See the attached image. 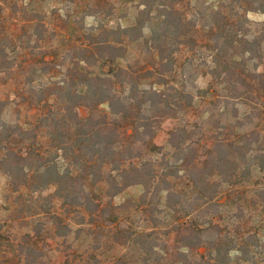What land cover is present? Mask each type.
I'll return each mask as SVG.
<instances>
[{"label":"trees","instance_id":"obj_1","mask_svg":"<svg viewBox=\"0 0 264 264\" xmlns=\"http://www.w3.org/2000/svg\"><path fill=\"white\" fill-rule=\"evenodd\" d=\"M181 1L141 0L142 8L134 25L90 35L89 44L80 49L79 59L67 63L64 77L51 85L37 86L25 75L26 67L45 73L51 66L49 61L41 57L40 61L23 66L26 77L23 102L40 112L34 124L25 126L19 119L10 121L5 117L10 100H0V170L8 176L13 191L26 188L42 193L53 189L45 196L40 209L49 216L61 237H67L72 227L60 213L51 211L50 206L56 199L61 201L66 213H75L77 223L87 221L99 227L95 250L99 248L103 230L108 227L111 241L139 245L143 252L139 264H230L234 249L244 259L250 258L248 240L240 243L232 240L231 243L229 234H222V227L208 218L221 211L216 197L224 182L237 180L246 168L251 171L254 164L259 166L257 161L250 163L257 160L258 155L249 157L253 149L246 130L227 138L215 134L211 152L203 165H198L202 128L200 125L190 127L187 119L194 95L169 79L175 71L176 54L181 46L194 48L197 44L188 26L191 24L194 28L198 22L188 20L178 9ZM248 1L256 3L254 9L264 13V0ZM39 20L42 27L37 24L31 34L36 36L37 42L46 36L45 25ZM211 30L215 42L211 50L229 52L224 62L215 58L217 66H223L232 77L228 82L233 90L246 92L250 83L235 70L234 62L240 59L230 53L233 42L229 43L221 27L212 26ZM5 39L7 37L0 35V72L10 71L16 63V59L9 56ZM121 39L124 41H118ZM125 39L145 44L152 59L149 66L128 65L107 73L81 66L84 60L90 64L92 60L115 62L124 57L128 51ZM248 43L251 46L241 51V59L247 52L251 54L254 44L264 45V28ZM260 83L264 84V73L260 74ZM50 97H53L52 102ZM80 107L88 113L82 116ZM167 118H174L176 124L167 142L158 145L154 139ZM127 126L132 129L131 138L125 148L118 149L117 142ZM215 176L218 181L213 179ZM183 177L192 185L190 196L173 189L171 179ZM101 183L106 184V204L95 195ZM132 185L143 186V202H148L150 196L158 199L160 193L165 192L171 208L179 204L189 216L196 214L204 219L201 225L186 220L165 229L164 236L173 233L177 248L172 263L165 262L160 251L166 250L167 244L157 232L160 220L156 216L157 204L143 211L148 213L145 219L155 224L153 229L137 231L116 225L112 199ZM36 232L39 234L40 229ZM19 246L25 264H40L41 253L32 241L25 238ZM203 247L213 250L214 256L196 255ZM109 264L130 263L125 257H119Z\"/></svg>","mask_w":264,"mask_h":264},{"label":"rangeland","instance_id":"obj_2","mask_svg":"<svg viewBox=\"0 0 264 264\" xmlns=\"http://www.w3.org/2000/svg\"><path fill=\"white\" fill-rule=\"evenodd\" d=\"M241 1L183 0L178 4V9L185 13L188 20L198 22L194 28L191 24L188 26L190 34L196 37L197 44L194 48L185 44L181 46L176 54L175 71L169 79L177 87H184L194 95V103L188 111L187 119L190 127L200 125L202 128L201 133L199 132V166L203 165L211 152L215 134L220 138H227L246 130L250 135L253 151L249 153V157L258 155V159L251 160L250 163L257 161L259 166L254 164L251 171L248 172L246 168L245 173L237 180L224 182L216 197L221 211L210 215L208 219L222 227V234H229L231 243L248 240L250 258L244 259L234 249L230 264H264V84L260 83V74L264 73V45L254 44L251 54L247 52L241 59V51L251 46L248 40L257 37L263 30L264 13L254 9L256 3ZM140 2L141 0H0V35L7 37L5 40L9 46V56L16 59L10 71L0 72V100H10L5 117L10 121L19 119L25 126H31L37 121L39 109L23 102V82L26 79L23 66L35 60L40 61L43 57L51 63L46 72H34L31 67H26L25 75L33 79V84L37 86L51 85L61 80L67 63L79 59L80 49L89 44L90 35L104 29L119 30L134 25L139 9L142 8ZM39 19L45 25L46 36L37 42L36 36L31 34ZM212 26L221 27L228 35L229 43L233 42L230 53L240 59L239 62H234L235 70L250 83L244 90L246 92L233 90L228 82L232 77L227 75L223 66H217L215 58L224 62L229 52L211 50L210 47L215 45ZM38 27L42 26L38 24ZM125 45L128 47L126 55L115 62L92 60L87 64L84 60L81 66L107 73L128 65H150L151 55L144 43L125 39ZM37 65L41 67V63L38 62ZM50 101H53V97H50ZM79 113L84 116L88 112L80 107ZM175 124L174 118L163 121L154 142L158 145L165 144ZM223 125L227 128H223ZM131 131L129 126L123 128L116 145L118 149L125 148L131 138ZM213 179L219 180L217 176ZM171 181L176 192L190 196L192 185L186 178H172ZM105 189L106 184L101 183L95 193L96 199L103 204L107 202ZM52 190L39 193L21 188L13 191L8 176L0 170V264H25L19 250V245L25 242V238L32 241L41 253L40 264H109L119 257H125L130 264L142 261L143 252L139 245L111 241L108 227L103 230L99 248L95 250L94 244L99 242V227L87 221L77 223L75 213H66L61 201L56 199L50 206L51 211L60 213L65 223L72 227L67 237L59 236L49 216L40 209L45 196ZM142 193V185H132L112 199L116 225L137 231L153 229L155 224L145 219L148 213L143 211L152 204H157L156 216L160 219L157 232L167 244L166 250L160 251L165 262L172 263L177 248L173 233L164 236L165 229L173 223L186 220L201 225L204 219L196 214L189 216L187 210L179 204L176 208H171L165 192H161L158 199L150 196L148 202L141 200ZM40 222L44 223L43 226L38 225ZM38 229L39 234L36 232ZM195 253L204 257H213L215 254L208 247Z\"/></svg>","mask_w":264,"mask_h":264}]
</instances>
